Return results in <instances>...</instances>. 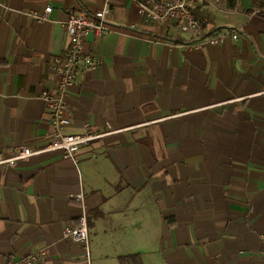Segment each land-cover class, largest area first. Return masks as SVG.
Here are the masks:
<instances>
[{"label": "crops", "instance_id": "1", "mask_svg": "<svg viewBox=\"0 0 264 264\" xmlns=\"http://www.w3.org/2000/svg\"><path fill=\"white\" fill-rule=\"evenodd\" d=\"M144 0H0V151L41 148L52 129L42 94L68 47L71 14L108 8L113 30L90 35L101 64L68 90L66 133L105 134L76 154L0 167V263L264 264V0L199 6L195 47L172 23L139 14ZM48 6L52 11L40 21ZM109 131H112L109 133ZM108 133V134H107ZM87 216L88 250L63 240Z\"/></svg>", "mask_w": 264, "mask_h": 264}, {"label": "built area", "instance_id": "2", "mask_svg": "<svg viewBox=\"0 0 264 264\" xmlns=\"http://www.w3.org/2000/svg\"><path fill=\"white\" fill-rule=\"evenodd\" d=\"M221 4V0H144L139 3V14L151 23H173L180 32L190 34L195 39L193 44L195 47H201L205 43L222 44L227 38L237 40L239 37V28H229L204 37V29L195 11L202 5L220 10ZM51 11L52 7L48 6L43 16L34 17L45 21ZM108 13L106 7L91 16L85 12L69 16L65 23L68 38L67 52L65 56L56 59L51 67V72L56 77V87L41 96L51 120L50 139L41 148L18 146L10 155L0 151V167H15L34 156L49 152H63L66 157L77 162L76 154L81 149L105 135L92 133L88 125L85 132L80 135L68 134L66 129L71 124L67 108L68 90L79 73H89L101 64V60L96 55L86 51L85 44L90 35L101 37L113 30L108 20ZM63 240L82 244L88 250L89 231L86 215L81 217L76 225L64 229ZM260 243V253L264 260V235H261ZM46 254V250H41L27 257L7 258L0 264H36Z\"/></svg>", "mask_w": 264, "mask_h": 264}, {"label": "trees", "instance_id": "3", "mask_svg": "<svg viewBox=\"0 0 264 264\" xmlns=\"http://www.w3.org/2000/svg\"><path fill=\"white\" fill-rule=\"evenodd\" d=\"M227 2L229 6H234L236 0H227ZM249 3H250L249 13H252L256 8L263 6V2H261V0H249ZM195 14L198 17L201 26L205 27L206 20L203 18L202 13L199 10H196ZM209 36H211V33L209 34ZM119 262L120 264H143L139 254L121 256L119 258Z\"/></svg>", "mask_w": 264, "mask_h": 264}, {"label": "rangeland", "instance_id": "4", "mask_svg": "<svg viewBox=\"0 0 264 264\" xmlns=\"http://www.w3.org/2000/svg\"><path fill=\"white\" fill-rule=\"evenodd\" d=\"M219 11H223V6H222V4H221V7H220V10Z\"/></svg>", "mask_w": 264, "mask_h": 264}]
</instances>
